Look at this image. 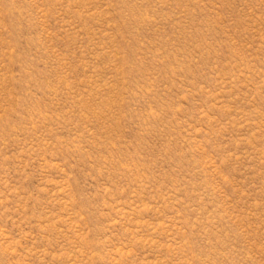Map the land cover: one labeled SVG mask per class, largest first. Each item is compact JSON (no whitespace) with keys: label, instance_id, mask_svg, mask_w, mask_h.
Masks as SVG:
<instances>
[{"label":"rangeland","instance_id":"1","mask_svg":"<svg viewBox=\"0 0 264 264\" xmlns=\"http://www.w3.org/2000/svg\"><path fill=\"white\" fill-rule=\"evenodd\" d=\"M0 264H264V0H0Z\"/></svg>","mask_w":264,"mask_h":264}]
</instances>
